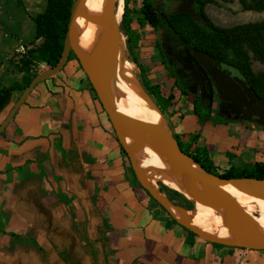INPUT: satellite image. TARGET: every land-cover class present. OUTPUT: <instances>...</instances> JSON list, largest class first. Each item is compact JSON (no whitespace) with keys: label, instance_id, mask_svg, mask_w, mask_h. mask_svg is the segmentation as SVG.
<instances>
[{"label":"crops","instance_id":"crops-1","mask_svg":"<svg viewBox=\"0 0 264 264\" xmlns=\"http://www.w3.org/2000/svg\"><path fill=\"white\" fill-rule=\"evenodd\" d=\"M67 66L0 136V264H264V251L215 246L173 222L130 176L106 114ZM20 94L7 95L0 123ZM215 114H189L171 132L199 131L216 167L264 163V127Z\"/></svg>","mask_w":264,"mask_h":264},{"label":"water","instance_id":"water-1","mask_svg":"<svg viewBox=\"0 0 264 264\" xmlns=\"http://www.w3.org/2000/svg\"><path fill=\"white\" fill-rule=\"evenodd\" d=\"M88 1L89 0L74 1L67 26L64 47L59 61L56 65L48 67L37 74L21 92L7 116L0 123V134L5 130V127L14 117L19 107L25 102L32 89L38 83L58 74L66 65L69 55L72 52L76 56V59L86 74L92 89L106 113L118 143L128 155L140 186L144 188L172 218H174L169 211V207L176 205L171 203L168 198L161 197L159 193L154 192L139 177L135 162L131 156L130 147L127 145L129 140H133L137 143L146 138L160 150L162 157L173 168L174 172L182 176L183 195L191 202L193 208L197 206H212L224 207L229 211L232 220L233 234L237 241L226 242L209 237L190 227L187 222L174 218L178 224L196 234L200 239L210 243L247 250L264 251V237L254 232L249 217L243 207L235 197L219 189L220 185L229 184L249 195L264 199V185L261 184L264 180H259L257 178H222L207 172L194 162L188 154H185L181 150L178 142L165 122L133 119L122 116L115 111L114 99L107 84L103 66L123 43V35L119 25L120 22L116 18L117 2L116 0H105L104 9L111 24V30L106 38L104 46L97 52L94 60H92L79 47L75 32L76 21L85 13ZM180 4V1H170V9L165 10V14H172ZM185 53L187 62L195 77L194 85H197L198 82L196 67L199 66V63H202V65L209 70L213 81L224 99L229 101V105L231 106L230 110L232 113L236 114L235 117L238 116L234 111L237 105L236 103H240L245 109L243 117L247 119L258 117L264 121V102L256 95L243 76L233 75L229 65L206 53L195 52V54L192 55L188 50H186ZM202 71L204 72L203 69ZM205 77L207 78L206 74ZM212 91L211 87V98L213 94ZM7 95L0 98V109L6 101ZM155 109L161 114L156 105ZM199 188H201V191H198ZM177 207L183 212H186L183 208Z\"/></svg>","mask_w":264,"mask_h":264},{"label":"trees","instance_id":"trees-1","mask_svg":"<svg viewBox=\"0 0 264 264\" xmlns=\"http://www.w3.org/2000/svg\"><path fill=\"white\" fill-rule=\"evenodd\" d=\"M74 1L46 0V6L43 12L38 14L34 19L35 39H41L42 41L38 46L27 51L26 59L22 61V71L23 69L26 70L29 68L33 63H45L49 67L57 64L63 51L67 26ZM123 1V13L119 25L126 37L125 48L128 59L139 69V75L137 76L139 83L146 94L155 102L162 116H164V110L171 105L173 97L171 95H163L158 84L150 83L147 80L142 65L134 56L133 49L136 47L137 38L131 27L133 14L138 15L141 21L147 23L153 29H161L168 39L167 47L171 54L167 53L163 55L161 57V63L167 67L169 76L173 78V86L179 90L181 95L186 96L189 93V88L195 84V77L186 58L185 51L188 50L192 55L195 52H202L222 60L230 66L234 73L243 76L256 95L264 102V73L252 75L244 70L242 66H236L224 59L225 50L243 44H248L252 47L264 44V20L256 24L223 28L215 25L205 12V6L215 3L214 0H165L167 2H181L172 14H165L164 8H161L155 0H141L140 7L137 10L130 8L129 0ZM221 1L229 2L231 0ZM237 1L242 11H264V0ZM72 59H76V56L71 52L68 61ZM198 67L201 71L203 69L207 76L204 80V85H202L205 96L202 98L195 97L192 100V114L198 118H210L213 101L210 93L211 87L210 85H206V82L210 81L213 83V79L209 70L202 63H199ZM36 75L29 74L25 71L20 83H13L0 89V98L13 92L21 93ZM92 91L94 90L92 89ZM256 122L262 124V120L259 118ZM2 134L3 132H1L0 136ZM173 136L181 150L185 154H188L194 162L207 172L222 178H257L264 180V163H256L244 169L230 166L227 170L219 172L218 167L214 165L210 158L208 150L205 147L197 146V135H194L189 143L182 142L177 134H173ZM145 192L153 199L146 190ZM160 207L163 211L167 212L162 206ZM172 220L174 223H177L174 218ZM181 227L186 232L191 233L188 229L183 226ZM10 235L15 236L14 234ZM212 244L215 246H224L217 243Z\"/></svg>","mask_w":264,"mask_h":264},{"label":"rangeland","instance_id":"rangeland-1","mask_svg":"<svg viewBox=\"0 0 264 264\" xmlns=\"http://www.w3.org/2000/svg\"><path fill=\"white\" fill-rule=\"evenodd\" d=\"M155 2L159 4L161 8H164V13L165 10L170 9L169 3L165 0H155ZM214 2L215 3L213 4H207L205 6V12L209 19L219 27L231 28L239 25L256 24L264 20V11H242L237 0H231L229 2L214 0ZM140 4L141 0H129V6L132 10H137L140 7ZM45 6L46 0H0V89L13 83H20L25 71L29 74H39L49 67L45 63H33L29 66V68L26 70L23 69L22 71V61L26 59L25 56L27 51L38 46L42 41L41 39H35L34 19L38 14L43 12ZM131 27L137 38L136 47L133 49L134 56L142 65L147 80L150 83L158 84L163 95H171L173 97L171 105L164 110L163 118L165 124L171 131H175L176 126L180 123L187 127L190 123L183 120L187 115L192 114V100L195 97L202 98L205 96L201 89L202 80L206 78L205 74L202 76L198 75L197 85L191 86L189 88V93L186 96L181 95L179 90L173 86V78L169 76L167 67L161 63V57L168 53L166 42L167 38L163 34L162 30L153 29L147 23L141 21L139 16L136 14L132 15ZM121 33L123 35V45L125 47L126 37L122 31ZM125 55L128 57L126 52ZM224 59L236 66H242L244 70L248 71L252 75L264 73V44L257 47L243 44L241 46L225 50ZM129 63L132 69H134L137 77L139 75V69L132 62L129 61ZM68 64H70V67L67 66ZM66 66L68 72L75 76L76 81L80 84L84 83L85 88L88 89L91 94L92 101H97V104L103 110L99 100H97L95 92L92 91L91 84L82 70L78 60L72 59L66 63ZM196 71L198 74L199 71L197 70V67ZM208 82L213 90L212 110L214 114H220L221 112L225 116L228 115V117H235L236 114L232 113L230 110L231 106L229 105V101L224 99L215 82ZM147 97L153 104H155V102L148 95ZM236 104L237 105L234 111L238 114L237 117L239 119L250 120L243 117V114L245 113L243 105L240 103ZM216 117L219 118L220 116ZM221 118L223 119L225 117ZM252 120L257 121L258 118H253ZM107 121L110 131H113V138L117 140L108 117ZM261 125L264 127L263 120ZM195 134H198L197 136H199L200 132L195 131L177 135L180 137L182 142L189 143ZM120 154L124 160V164H126L127 171L130 173V176L137 181L129 157L121 146ZM229 158L232 159V155H229ZM230 165L238 169H244L232 163H230ZM229 167L230 166H227V168L218 167V170L219 172H223ZM170 185L172 184L170 183ZM158 189L174 205L189 212H193L195 210L191 202L183 195V192L171 190L159 182ZM191 234L194 233L191 232ZM194 235L197 236L196 234Z\"/></svg>","mask_w":264,"mask_h":264},{"label":"bare ground","instance_id":"bare-ground-1","mask_svg":"<svg viewBox=\"0 0 264 264\" xmlns=\"http://www.w3.org/2000/svg\"><path fill=\"white\" fill-rule=\"evenodd\" d=\"M117 2V20L123 13V0ZM105 0H89L85 13L76 21V39L79 47L94 60L97 52L104 46L111 30V24L104 9ZM123 43L104 63L103 71L114 99L115 111L133 119L164 122L163 116L155 109L132 69ZM120 60V61H119ZM131 156L139 177L161 197L165 195L158 189V182L176 192H183L182 176L162 157L161 152L146 138L135 143L129 140ZM173 185H170V183ZM261 184L264 185V182ZM219 189L232 195L247 213L255 233L264 237V199L249 195L229 184ZM201 191V188L198 189ZM169 211L178 220L185 221L196 231L220 241H237L232 230L231 215L224 207L197 206L193 212H183L177 206Z\"/></svg>","mask_w":264,"mask_h":264},{"label":"flooded vegetation","instance_id":"flooded-vegetation-1","mask_svg":"<svg viewBox=\"0 0 264 264\" xmlns=\"http://www.w3.org/2000/svg\"><path fill=\"white\" fill-rule=\"evenodd\" d=\"M169 3V2H168ZM166 42H168V39H166ZM170 53V50H169V48H168V54ZM171 54V53H170ZM231 69V68H230ZM197 70L199 71L198 72V75L199 76H202V75H204V73L201 71V69L197 66ZM231 71H232V73H233V75H239L238 73H234V71L231 69ZM205 80V79H204ZM204 80H202V83H201V85H204ZM206 85H208L209 86V82H206ZM202 89V92H203V88H201ZM203 94H205L204 92H203Z\"/></svg>","mask_w":264,"mask_h":264}]
</instances>
